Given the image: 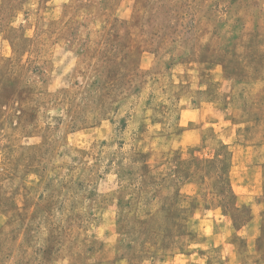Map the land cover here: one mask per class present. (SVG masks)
I'll return each instance as SVG.
<instances>
[{
  "label": "rangeland",
  "instance_id": "obj_1",
  "mask_svg": "<svg viewBox=\"0 0 264 264\" xmlns=\"http://www.w3.org/2000/svg\"><path fill=\"white\" fill-rule=\"evenodd\" d=\"M0 264H264V0H0Z\"/></svg>",
  "mask_w": 264,
  "mask_h": 264
}]
</instances>
